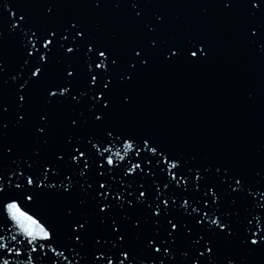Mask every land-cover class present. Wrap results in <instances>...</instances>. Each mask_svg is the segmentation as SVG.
<instances>
[{"label":"snow or ice","instance_id":"snow-or-ice-1","mask_svg":"<svg viewBox=\"0 0 264 264\" xmlns=\"http://www.w3.org/2000/svg\"><path fill=\"white\" fill-rule=\"evenodd\" d=\"M63 6L47 0L43 15ZM85 6L101 15L109 4ZM110 7L129 10L137 43L116 32L98 40L100 25L93 30L79 15L37 25L15 0H0V43L11 39L20 52L14 74L0 57V92L9 97L0 98V264H249L264 253V169L252 181L232 163L174 153L113 122L134 104L125 90L155 62L201 65L208 43L163 39L166 16L148 13L145 0ZM216 7L224 16L243 10L264 18V0H216ZM242 37L264 55V21L247 24ZM13 129L26 130L32 146L3 143ZM42 196L66 202L62 224L40 209Z\"/></svg>","mask_w":264,"mask_h":264},{"label":"water","instance_id":"water-1","mask_svg":"<svg viewBox=\"0 0 264 264\" xmlns=\"http://www.w3.org/2000/svg\"><path fill=\"white\" fill-rule=\"evenodd\" d=\"M47 0H15L27 10L35 24H59L72 15H79L90 28L100 25L98 40L106 41L116 32L126 44L137 43L139 29L128 19V9L117 14L110 7L97 15L85 5L87 0H60L64 5L56 16L45 17ZM126 2V0H125ZM146 11L164 13L167 25L163 39L182 41L187 36L205 40L211 49L209 59L198 66L184 63L162 65L155 62L125 94L134 97V104L125 112L117 111L114 123L137 133L153 135L164 147L185 156L195 155L202 162H229L246 171L249 179H257L255 171L264 169V55L250 47L242 37L244 27L255 21L243 10L224 16L216 0H145ZM207 14H202V9ZM180 19L177 20L176 18ZM20 56L18 44L11 39L0 43V57L11 74ZM253 95L248 100V94ZM120 92L116 100H120ZM8 100V91L0 92ZM40 91L33 93L34 107L39 106ZM11 111V109H10ZM55 143L62 132V113L55 122ZM27 149L31 136L26 130H10L3 143ZM117 147H121L117 145ZM5 165L10 161L5 160ZM66 202L42 196L40 209L59 225L63 222ZM234 253V250L229 249ZM235 254V253H234ZM249 264H264V253L249 258Z\"/></svg>","mask_w":264,"mask_h":264}]
</instances>
